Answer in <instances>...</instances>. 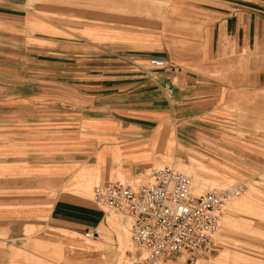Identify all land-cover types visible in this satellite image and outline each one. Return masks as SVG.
<instances>
[{"label":"rangeland","instance_id":"1","mask_svg":"<svg viewBox=\"0 0 264 264\" xmlns=\"http://www.w3.org/2000/svg\"><path fill=\"white\" fill-rule=\"evenodd\" d=\"M200 2L28 0L21 8L19 21H15L20 31L15 41L19 44L11 46L4 42L3 52L0 51V90L4 91L0 94V169L29 165L68 169L67 177L61 179L64 181L62 190L68 200L83 204L85 220L96 223L85 224L84 229L99 233V238L94 239L58 230L76 236L92 250L89 253L92 260L82 264H135L132 220L125 214L95 204L93 189L96 184L111 181L138 184L147 179L152 169L164 166L180 168L190 174L197 194L223 189L220 186L224 185L229 188L245 186L255 205L250 213L227 210L228 207L223 209L224 220L231 216L247 221L232 222L229 227H223L224 221L221 222L211 255L200 256L193 262L185 257L175 258L169 264H264L263 75L260 76L261 86L253 85L262 51L232 49L236 44L234 37L213 33L210 20L204 18L208 14L195 9ZM215 44H222L219 52ZM197 46L201 60L213 65V72L206 74L228 89L227 92L224 93L225 89L220 93L214 91L218 98L211 108L194 114L159 116L157 128L162 129L164 146L154 148L153 162L143 166L139 175L131 176L124 171L109 174L101 164L102 137L87 129V123L97 117L101 118L100 123L121 119L119 114L109 111L108 105L145 101L139 94L142 90L139 84L123 87V76L164 71L166 67L151 69L149 60L169 61L179 49L190 55L189 49ZM143 50L158 53L137 61L140 68L134 65L132 71L126 69L129 68L126 60L134 59L132 54ZM97 68L115 70L95 71ZM102 75L118 78L115 101H93L86 95L92 93L90 88H78L86 77ZM77 90L86 97L77 98ZM66 98L70 99L69 110L64 107ZM156 99L153 96L149 102H157ZM160 103L166 108L165 100ZM136 111L131 108L125 112L136 114ZM78 173L93 176L90 198L74 188ZM195 175L211 181L206 182L204 190L199 189ZM96 177H101L98 183ZM50 194L56 197L54 191ZM111 216L119 217L125 225L128 234L125 242L124 231L108 226L107 219ZM42 230V227L35 229L32 224L22 223L19 241L4 244L0 264H65L61 243L35 240L41 238L43 234L39 232Z\"/></svg>","mask_w":264,"mask_h":264},{"label":"crops","instance_id":"2","mask_svg":"<svg viewBox=\"0 0 264 264\" xmlns=\"http://www.w3.org/2000/svg\"><path fill=\"white\" fill-rule=\"evenodd\" d=\"M200 1L202 2L195 9L208 14L204 18L210 20L213 33L234 37L236 44L232 49L235 47L236 51H262V57H259V59L262 58L259 62V70L253 79V85L260 87V76L263 75L264 78V0ZM27 2L28 0H0L1 52H3L4 42L7 45L12 44L11 46L19 44L15 41L20 35L15 21H19L21 8ZM194 45L199 44L194 43ZM215 46L219 52L222 44H215ZM197 49L198 46L190 48L189 50L192 51L190 55H186L184 49H179L177 55H173L169 61L164 59L166 64L164 71L123 76L125 84L123 87L126 89L127 85L139 84L142 87L139 94L145 97V101L135 104L125 103L122 106L108 105L109 111L119 114L121 119L100 123L101 118L97 117L87 123V129L97 132L99 138L102 137L101 164L109 174L124 171L131 176L139 175L143 166L153 162L154 148L162 149L164 146V138L160 133L162 129L157 128L159 116L194 114L214 106L212 103L218 98L217 94H213L214 91L220 93V90L225 89L224 93L227 92L228 89L222 88L213 78L208 77L209 74L206 72H213V65L201 60L202 55ZM156 53L158 52L155 50H143L132 54L134 59L126 60L125 64L129 67L126 69L132 71L134 68H140L137 61L146 60L151 54ZM201 68H205L206 71L201 72ZM151 69L163 70L164 68L151 67ZM96 70L104 72L115 70V68H97ZM136 78L139 81L133 80ZM117 79L116 76L104 75L99 78L86 77L78 88L81 86L83 89L90 88L92 93L86 95L93 101L105 99L115 101L117 99L115 94L119 91L116 90ZM236 86L241 87L242 80L241 86L238 84ZM79 90L76 92V97H86ZM0 94H4V91L0 90ZM153 96L158 98L157 102H149ZM69 100L66 98L65 101L64 107L67 110H69ZM160 100H165L166 108L162 106L163 103H160ZM131 108L137 109L136 114L125 112L126 109ZM67 171L68 169L63 166L37 165L0 169V252L4 251V244L19 241L21 224L28 223L35 229L43 228L39 232L43 235L41 238H36V241L58 242L63 245L65 264H82L92 260V254H89L92 250L84 246L85 242L76 236L58 231L67 230L70 233L73 231L72 233L77 232L83 236L87 232H94L90 228H87L89 231L85 230V224L96 225L94 222L85 220L83 204L70 201L65 196L62 190L64 181L61 179L67 177ZM53 191L56 197L51 196L50 193ZM90 226L87 225V227Z\"/></svg>","mask_w":264,"mask_h":264},{"label":"built area","instance_id":"3","mask_svg":"<svg viewBox=\"0 0 264 264\" xmlns=\"http://www.w3.org/2000/svg\"><path fill=\"white\" fill-rule=\"evenodd\" d=\"M149 65L154 69L166 66L160 58H151ZM244 191L245 186L230 187L196 195L188 174L164 166L152 169L147 179L138 184H98L93 189V201L132 220L135 264H169L175 258L193 262L211 255L224 203ZM95 233L83 236L95 238Z\"/></svg>","mask_w":264,"mask_h":264},{"label":"bare ground","instance_id":"4","mask_svg":"<svg viewBox=\"0 0 264 264\" xmlns=\"http://www.w3.org/2000/svg\"><path fill=\"white\" fill-rule=\"evenodd\" d=\"M67 1H69V0H67ZM73 1V0H72ZM86 1V0H85ZM90 1V0H89ZM125 2V1H124ZM89 3H91V2H89ZM100 3V2H99ZM45 4V3H44ZM106 4L107 3H105L104 4V2H103V5L104 6H106ZM110 4V3H109ZM108 4V5H109ZM47 5V4H46ZM52 5V4H51ZM50 5V6H51ZM97 5H99V4H97ZM112 5V4H111ZM106 7H108V6H106ZM165 159H167V156H163ZM188 163H193V161H189L188 160ZM188 163H185V166H187V164ZM171 166V165H170ZM177 169V168H176ZM183 169V168H182ZM202 169H204V170H207L208 169V167H205V166H202ZM178 170V169H177ZM181 169L179 168V170L178 171H180ZM184 170V169H183ZM211 171H213L214 173H216V171L214 170V169H210ZM185 171V170H184ZM180 172H182V170L180 171ZM183 173H185V174H188V173H186V172H183ZM188 175H190V174H188ZM92 178H93V176H91L90 174H81V173H78L77 174V181H76V183H75V186H74V188H77V190L79 191L78 193H80V194H82V195H84L85 196V198L88 196V195H90L92 192H91V188H92ZM100 178L101 177H96V182L98 183L99 181H100ZM191 178V177H190ZM195 178H197L198 179V181H199V189H201V190H204V185L206 184V182L207 181H210V180H208V179H206V178H204V177H202V176H199V175H195ZM194 178V179H195ZM211 182V181H210ZM215 184H218V183H215ZM97 185V184H96ZM191 185H192V179H191ZM220 187H228V185H224V186H220ZM192 188L194 189V194H196V195H199V194H197L196 193V191H195V188L193 187V185H192ZM229 188V187H228ZM77 190H74V191H77ZM74 191H73V193H74ZM208 191H210V190H208ZM75 193H77V192H75ZM205 193V192H204ZM250 192H249V189H247L246 191H244V193H241V194H239L238 196H235V197H232V198H229L228 200H226V202L224 203L225 205H224V208H227V210H231V211H237V212H245V213H250L251 211H252V209L255 207V205H254V201H253V199H251V197H250V194H249ZM93 194V193H92ZM78 195V194H77ZM80 196V195H79ZM83 196V197H84ZM91 196V195H90ZM90 196H88L89 198H90ZM240 196V197H239ZM82 197V196H81ZM92 198V197H91ZM91 200V199H90ZM223 208V209H224ZM227 216H229V215H227ZM241 220V219H240ZM238 221L237 219H232V217L231 216H229L227 219H225L224 220V218H222V222H223V227H224V225H226L227 227H229L231 224H232V222H246L247 220H242V221ZM107 224H108V226L110 227V228H117V229H119V230H121V231H124V241L123 242H125V240H127V236H128V234H127V231H126V229L124 228V224H122V222H121V220H119V217H115V216H111V217H109L108 219H107ZM107 226V227H108ZM111 229V230H112ZM227 229V228H226ZM227 231H229V228L227 229ZM73 232V231H72ZM123 233V232H122ZM74 234H77L76 232H74ZM95 234H97V237H95L94 239H97V238H99V233H95ZM218 236V234H216L215 235V238ZM122 238V237H121ZM214 238V241H215V244H216V239ZM118 242H119V240H118ZM121 243V242H120ZM124 244V243H123ZM120 246V245H119ZM120 248V247H119ZM122 250H124V249H122ZM119 251V250H118ZM120 252V251H119ZM124 252V251H123ZM122 252V253H123ZM222 252H225V251H223V249H222ZM119 254V253H118ZM120 255H121V253H120ZM122 256V255H121ZM124 260V259H123ZM125 261V260H124ZM119 262V261H118ZM127 262V261H126ZM121 263V262H120ZM106 264V263H105ZM128 264V263H127Z\"/></svg>","mask_w":264,"mask_h":264}]
</instances>
